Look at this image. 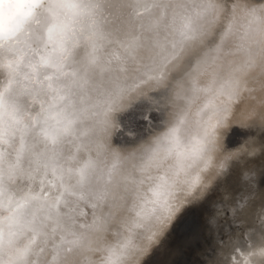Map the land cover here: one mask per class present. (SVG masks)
Instances as JSON below:
<instances>
[{
	"label": "bare ground",
	"instance_id": "bare-ground-1",
	"mask_svg": "<svg viewBox=\"0 0 264 264\" xmlns=\"http://www.w3.org/2000/svg\"><path fill=\"white\" fill-rule=\"evenodd\" d=\"M250 32L264 0H0V264H142L251 149L229 126L264 125ZM133 105L159 117L118 137ZM258 204L228 201L205 264H264Z\"/></svg>",
	"mask_w": 264,
	"mask_h": 264
},
{
	"label": "rangeland",
	"instance_id": "rangeland-1",
	"mask_svg": "<svg viewBox=\"0 0 264 264\" xmlns=\"http://www.w3.org/2000/svg\"><path fill=\"white\" fill-rule=\"evenodd\" d=\"M144 108L143 106L133 105L119 114L123 125L118 129V137L129 138L133 135L134 131L143 125H149L151 122L157 121L160 114L159 108L155 106L149 107L148 109ZM253 136L258 139L259 143L257 147L260 148V151L255 155H249L246 147L242 146L243 150H240L231 159L232 162L207 185L205 191L201 195L187 201L183 210L192 209L197 215L195 232H171L172 225L170 224L168 229L171 232L170 236L162 244L157 243L149 253L154 257L152 264H167L169 261L183 256L188 260L193 257L196 258L197 254H200V251L204 250L210 241L211 231L208 230L205 221L213 211V208H217L215 212L217 219L215 225L218 233L222 231L227 232L232 230L236 223H239V221H235L231 214L227 212L229 209L226 205L228 201H240L241 193L251 187L256 191L264 192V171L256 180H250V178L247 180V177L243 181L236 182L238 170L241 166H264V131H261V128L256 129L255 125H243L235 122L229 126L224 139L227 146H236L242 145L243 142L248 141ZM256 199L257 195L251 197V201ZM221 201L224 202L222 203ZM215 202L222 204H215ZM225 237L223 236V238Z\"/></svg>",
	"mask_w": 264,
	"mask_h": 264
},
{
	"label": "water",
	"instance_id": "water-1",
	"mask_svg": "<svg viewBox=\"0 0 264 264\" xmlns=\"http://www.w3.org/2000/svg\"><path fill=\"white\" fill-rule=\"evenodd\" d=\"M255 126H256V129H260L261 128V125L260 126L259 125H255ZM231 162H232V160L230 161V163ZM263 171H264V166L261 167V166L257 165V166H254V167H248V165H244L241 170H240V168L238 170V176H237V181L236 182H240L241 180L243 181L247 177H248L247 180H249V178H250V180L251 179L252 180H256V178ZM255 195H257V199L258 200L256 199V200L251 201V197H253ZM239 199L249 202V204L253 207V210H252L251 214L253 215V217H255L256 211H258V209H259V204L258 203H264V192L256 191L255 189H253L251 187L249 189L244 190L241 193V197ZM221 202H224V201H221ZM229 202L239 206L238 205L239 201L238 202L229 201ZM226 205L229 208L228 204H226ZM210 212H211V210H210ZM227 212L230 213V208L227 210ZM211 213L207 217V220L205 221V224L208 227V230L211 231V233H210V241L205 246L204 250H201V251H205L206 250L208 255L212 254V252H210V250H207V246H212L213 242L220 243L219 239H225V238H223V236H226V234L229 232V231H227V232L222 231V232L218 233L217 227L215 225L216 221H217L216 215H215V217H212ZM214 214H215V212H214ZM196 217H197V215L195 214L194 210L192 211V209H185V210L182 209V210H180L177 213V215L174 218V220L172 221V223H171L172 226H171V230L170 231L171 232L177 231V232H180V233H182V232L184 233V232H188V231L195 232V230H196L195 226L197 224V221H196L197 218ZM214 218H215V220H213ZM247 223H253L252 219H249L247 221ZM238 224L236 223L235 226L238 225ZM232 230H230V231H232ZM170 231L167 230L165 232V236L159 242L160 244H162L165 241V239L170 236V234H171ZM207 257H208L207 255H200L198 253L196 258L193 257L192 259L188 260L186 257L183 256V257L177 258L175 260H171L167 264H205V261H206ZM153 261H154L153 255H150L148 253V255L144 258L142 264H152Z\"/></svg>",
	"mask_w": 264,
	"mask_h": 264
},
{
	"label": "clouds",
	"instance_id": "clouds-1",
	"mask_svg": "<svg viewBox=\"0 0 264 264\" xmlns=\"http://www.w3.org/2000/svg\"><path fill=\"white\" fill-rule=\"evenodd\" d=\"M249 36H250V43H251V38H255L260 41L261 46H264V32H260L259 34L250 32ZM261 131H264V125H261ZM255 140H256L255 136L249 138V141L252 145L251 149L249 150V155H255L260 151V148L255 146ZM244 147L247 148V145H245Z\"/></svg>",
	"mask_w": 264,
	"mask_h": 264
}]
</instances>
